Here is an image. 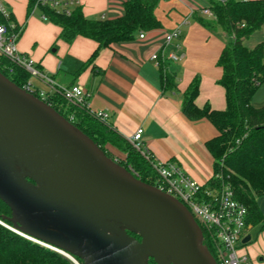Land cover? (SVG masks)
I'll return each mask as SVG.
<instances>
[{"label":"water","instance_id":"obj_1","mask_svg":"<svg viewBox=\"0 0 264 264\" xmlns=\"http://www.w3.org/2000/svg\"><path fill=\"white\" fill-rule=\"evenodd\" d=\"M0 199L8 228L75 264H218L180 200L1 71Z\"/></svg>","mask_w":264,"mask_h":264},{"label":"crops","instance_id":"obj_2","mask_svg":"<svg viewBox=\"0 0 264 264\" xmlns=\"http://www.w3.org/2000/svg\"><path fill=\"white\" fill-rule=\"evenodd\" d=\"M126 1L77 0V4L89 19H111L123 14ZM7 2L22 27L19 50L55 80L51 87L36 78L38 88L55 96L64 87L78 85L89 94L90 108L107 112L108 121L128 140L143 127L145 149L156 161L177 163L201 184L214 176V159L206 142L218 130L207 118L190 120L183 113L184 93L197 76L200 88L195 104L199 108L210 105L217 111L227 107L225 89L219 84L223 71L217 64L227 37L221 27L214 34L208 33L195 18L204 16L201 9L209 6V0H159L155 15L162 27L140 31L132 41L101 48L94 71L87 61L99 46L96 41L79 36L67 43L59 38L61 27L43 20L39 8L27 15L28 0ZM38 10L40 14L36 15ZM176 28L181 29L180 37L167 44L166 33ZM261 44L264 25L244 41L250 49ZM170 52L184 56L176 61L165 59L177 79L173 90L163 91L159 61ZM154 54L157 60L152 58ZM253 104L264 106L255 102V97ZM258 204L264 216V208ZM263 224L264 220L252 224V239L246 246L254 264H264Z\"/></svg>","mask_w":264,"mask_h":264},{"label":"trees","instance_id":"obj_3","mask_svg":"<svg viewBox=\"0 0 264 264\" xmlns=\"http://www.w3.org/2000/svg\"><path fill=\"white\" fill-rule=\"evenodd\" d=\"M158 2L127 0L121 16L89 19L81 5L67 14L58 12L43 0H28L27 15L39 8L49 21L61 27L59 38L67 43L79 36L96 41L99 46L87 61L94 71L98 68L95 61L101 48L132 41L140 31L162 27L155 15ZM209 7L213 17L195 18L208 33L214 34L221 27L227 37L217 62L223 71L219 84L225 89L227 107L217 111L210 105L199 108L195 104L200 88L197 76L184 93L183 113L190 120L207 118L218 130V134L206 142L214 159V176L204 185H229L236 198L248 208V223L255 226L264 220L258 204V199L264 196V106L253 104L256 93L264 85V45L250 49L244 41L264 25V0H209ZM0 71L22 88L31 77L27 70L11 64L4 56H0ZM159 71L163 91L173 90L177 74L169 70L164 58L159 61ZM49 102L109 157L142 181L156 184L157 174L151 162L112 123L98 118L90 107L67 103L61 94L52 96ZM11 215L10 207L0 199V264H75L61 253L8 228L13 227L7 219ZM203 232L204 242L214 254ZM75 258L84 264L83 260ZM149 264L156 263L150 259Z\"/></svg>","mask_w":264,"mask_h":264},{"label":"built area","instance_id":"obj_4","mask_svg":"<svg viewBox=\"0 0 264 264\" xmlns=\"http://www.w3.org/2000/svg\"><path fill=\"white\" fill-rule=\"evenodd\" d=\"M43 3L58 12L67 14H70L76 5H79L77 0H43ZM36 9L38 8L36 7L34 10ZM201 14L205 17H213L209 6L202 8ZM42 18L45 21L48 20L45 14H42ZM21 31L22 27L17 23L13 9L7 0H0V56L7 58L11 64L27 70L31 77L23 88L51 105L49 101L53 95L35 86L32 79H40L51 87H54L55 80L38 68L31 57L19 50L18 41ZM180 35L181 29L176 28L166 33L165 41L167 44H172ZM139 37L144 38V34H140ZM176 47L180 48L181 46L176 44ZM183 56L184 54L178 55L175 52H170L164 56V59L176 61ZM152 58L157 60L158 55L154 54ZM12 70L11 67L10 71ZM61 95L70 102L90 107L89 94L78 85L64 87L61 90ZM92 111L98 118L108 122L109 114L107 112ZM143 134V127H138L129 141L151 162L157 174L155 186L180 200L190 210L205 231V238L211 245L214 251L212 254L218 264H254L253 259L246 251L248 243H244L247 235L252 236L253 225L247 221L248 208L236 198L234 190L224 183L220 186H206L191 178L177 163L156 161L149 154L150 152L143 148Z\"/></svg>","mask_w":264,"mask_h":264},{"label":"rangeland","instance_id":"obj_5","mask_svg":"<svg viewBox=\"0 0 264 264\" xmlns=\"http://www.w3.org/2000/svg\"><path fill=\"white\" fill-rule=\"evenodd\" d=\"M39 10L36 12V15H39ZM205 17V16H204ZM32 82L33 84H35V86H39L38 85V80L36 78H33L32 79ZM72 103L73 105L77 106L78 104L74 103V102H70L67 100V103ZM255 102L261 104V103H264V85L258 90V92L256 93L255 95ZM143 148L145 149V146H143ZM258 203L261 204V206L264 208V196L263 197H260L258 199ZM253 234V233H252ZM247 246V245H246ZM79 264H81L79 261H78Z\"/></svg>","mask_w":264,"mask_h":264}]
</instances>
